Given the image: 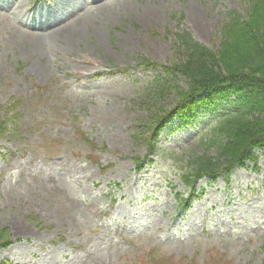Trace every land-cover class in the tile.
<instances>
[{"label": "rangeland", "instance_id": "1", "mask_svg": "<svg viewBox=\"0 0 264 264\" xmlns=\"http://www.w3.org/2000/svg\"><path fill=\"white\" fill-rule=\"evenodd\" d=\"M230 9L246 15L248 2L0 0V107L21 102L0 111V231L12 241L0 264H153L152 251L174 264H264V149L255 165L200 180L185 212L180 169L202 151L212 111L172 120L151 163L137 172L133 161L154 112L176 102L144 98L161 69L139 58L167 64L178 28L216 49Z\"/></svg>", "mask_w": 264, "mask_h": 264}, {"label": "trees", "instance_id": "2", "mask_svg": "<svg viewBox=\"0 0 264 264\" xmlns=\"http://www.w3.org/2000/svg\"><path fill=\"white\" fill-rule=\"evenodd\" d=\"M247 2L246 15L226 10L216 49L197 41L188 28H178L173 32L172 59L167 64L139 58L140 65L161 69L148 82L144 98L154 101L168 92L174 94L176 102L169 110L154 112L150 133L144 137L147 154L133 158L136 171L144 167L145 160L152 161L149 156L157 149L159 133L172 120L187 124L201 111H212L215 120L200 140L202 151L188 159L185 169H180L179 179L187 192L185 196L177 195L179 210H186L191 199L202 194L203 190L196 187L202 178L215 181L236 166L255 165L254 151L264 148V0ZM169 34L167 31L165 36ZM176 77L185 86L176 87ZM19 104L16 100L8 107H0V111L7 113ZM7 130V122L0 120V137ZM77 133L90 150L96 148L85 133ZM88 158L96 162L93 157ZM11 242L8 229L1 230L0 248ZM149 258L153 264H174L171 258L156 251L148 254Z\"/></svg>", "mask_w": 264, "mask_h": 264}]
</instances>
